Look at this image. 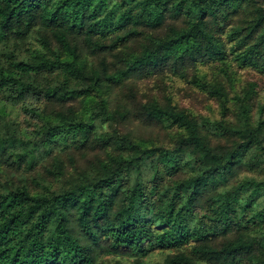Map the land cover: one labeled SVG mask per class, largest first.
<instances>
[{
    "label": "trees",
    "instance_id": "1",
    "mask_svg": "<svg viewBox=\"0 0 264 264\" xmlns=\"http://www.w3.org/2000/svg\"><path fill=\"white\" fill-rule=\"evenodd\" d=\"M108 255L264 264V0H0V264Z\"/></svg>",
    "mask_w": 264,
    "mask_h": 264
},
{
    "label": "rangeland",
    "instance_id": "2",
    "mask_svg": "<svg viewBox=\"0 0 264 264\" xmlns=\"http://www.w3.org/2000/svg\"><path fill=\"white\" fill-rule=\"evenodd\" d=\"M6 105V104H5ZM7 106V105H6ZM13 107V106H12ZM20 106L17 107L16 112L18 113L17 116L20 120L24 119V114L22 110H20ZM108 264H135L133 257L128 256H111L108 255L106 257ZM164 259V253H153L149 257H147V260L153 263L162 262Z\"/></svg>",
    "mask_w": 264,
    "mask_h": 264
}]
</instances>
